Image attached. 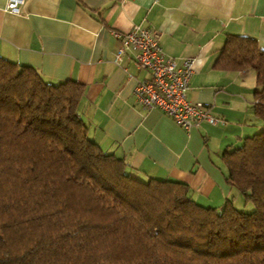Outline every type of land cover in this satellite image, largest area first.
Returning a JSON list of instances; mask_svg holds the SVG:
<instances>
[{
    "label": "trees",
    "instance_id": "obj_1",
    "mask_svg": "<svg viewBox=\"0 0 264 264\" xmlns=\"http://www.w3.org/2000/svg\"><path fill=\"white\" fill-rule=\"evenodd\" d=\"M215 63L255 70L251 107L264 117V49L232 36ZM81 95L74 80L47 82L0 55V264H264V129L223 156L253 209L211 207L103 151Z\"/></svg>",
    "mask_w": 264,
    "mask_h": 264
},
{
    "label": "crops",
    "instance_id": "obj_2",
    "mask_svg": "<svg viewBox=\"0 0 264 264\" xmlns=\"http://www.w3.org/2000/svg\"><path fill=\"white\" fill-rule=\"evenodd\" d=\"M0 0V55L35 68L51 83L81 84L78 113L100 148L126 160L141 177L186 183L199 204L220 207L242 195L226 180L224 154L264 129L254 114L255 70L223 69L215 61L226 40L247 36L264 49V0H24L22 13ZM155 30L178 64L194 57L187 98L217 119L189 130L134 94L148 73L128 52L115 61L114 31Z\"/></svg>",
    "mask_w": 264,
    "mask_h": 264
},
{
    "label": "built area",
    "instance_id": "obj_3",
    "mask_svg": "<svg viewBox=\"0 0 264 264\" xmlns=\"http://www.w3.org/2000/svg\"><path fill=\"white\" fill-rule=\"evenodd\" d=\"M23 3L24 0H6L5 9L19 14ZM113 35L120 43L115 61H120L129 52L136 67L148 73L147 78L139 80L134 88L140 104L158 108L185 130L203 120L210 124L217 122L201 102H191L187 98L194 57L188 56L178 64L162 51L158 33L140 25L125 32L114 31Z\"/></svg>",
    "mask_w": 264,
    "mask_h": 264
},
{
    "label": "rangeland",
    "instance_id": "obj_4",
    "mask_svg": "<svg viewBox=\"0 0 264 264\" xmlns=\"http://www.w3.org/2000/svg\"><path fill=\"white\" fill-rule=\"evenodd\" d=\"M235 206L245 211H250L253 209V204L251 203V201H247L245 204H243V201L241 204H238L237 202Z\"/></svg>",
    "mask_w": 264,
    "mask_h": 264
}]
</instances>
